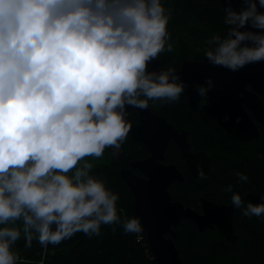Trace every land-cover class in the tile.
<instances>
[{
  "label": "clouds",
  "instance_id": "obj_1",
  "mask_svg": "<svg viewBox=\"0 0 264 264\" xmlns=\"http://www.w3.org/2000/svg\"><path fill=\"white\" fill-rule=\"evenodd\" d=\"M223 11L228 28L206 39L208 62L236 71L264 61V0ZM171 15L163 0H0V264H17L22 233L25 247L35 239L47 248L77 232L99 235L102 224L144 232L138 216L121 220L119 193L85 157L121 148L127 106L184 94L177 67L148 68L173 48ZM212 87L208 77L196 90L205 98ZM222 190L243 215L264 217V202L245 203L231 183Z\"/></svg>",
  "mask_w": 264,
  "mask_h": 264
},
{
  "label": "trees",
  "instance_id": "obj_2",
  "mask_svg": "<svg viewBox=\"0 0 264 264\" xmlns=\"http://www.w3.org/2000/svg\"><path fill=\"white\" fill-rule=\"evenodd\" d=\"M163 3L172 12L168 30L173 48L159 53L160 69L178 68L185 59H202L206 39L214 33L223 35L228 28L219 0H163ZM150 106L179 131H186L191 150H202L209 156L210 170L204 172L206 178L199 174L194 178L185 167L177 146L173 142L168 144L165 161L177 165L184 177L168 188L173 201L198 208L199 197L204 196L231 204V193L222 190L231 183L246 203L250 201L246 197L248 193L264 187V126L256 139L242 142L227 133L211 113H205L200 103L191 101L185 94L174 102L150 101ZM130 120L135 122V112ZM105 151L112 158L108 163L93 165L92 172L103 178L108 188L119 193L117 211L123 220L134 214L133 196L119 175V166H127L131 160L146 155L147 149L136 144L129 135L119 149L118 160L113 158L111 147H106ZM237 170L245 172L248 181H239L235 175ZM232 223L237 235L234 243L227 241L217 229L199 231L191 219L182 218L173 228L176 233L173 241L182 264H264V217L245 216L240 208L233 206ZM16 224L22 225V221ZM13 251L20 257L17 264H37L40 260L44 264H156L145 233H126L120 223L102 224L100 234L91 237L77 232L47 248L35 239L31 247H25L22 233Z\"/></svg>",
  "mask_w": 264,
  "mask_h": 264
},
{
  "label": "water",
  "instance_id": "obj_3",
  "mask_svg": "<svg viewBox=\"0 0 264 264\" xmlns=\"http://www.w3.org/2000/svg\"><path fill=\"white\" fill-rule=\"evenodd\" d=\"M219 2L222 8L231 3L239 11L243 0ZM245 28H250V25H245ZM148 68L158 70L160 59L153 58ZM178 72L187 84L184 93L194 102L202 98L196 85L206 84V78H212L213 87L208 90L207 102L202 109L205 113H211L232 137L245 142L259 136L255 121L264 125V104L260 99L264 98V61L249 63L232 71L213 65L204 57L200 61H183ZM127 109L128 119L132 111H137L139 115L138 123L132 124L130 129V138L142 144L150 154L144 159L132 161L128 168L121 167L119 175L132 193L134 214L141 219L156 264H182L173 241L176 236L173 228L182 218L191 219L199 231L217 229L227 241L234 243L237 235L232 224V205H219L203 199V214H200L179 201H173L168 192L172 182L184 179L174 164L163 162L170 142L177 146L185 166L195 177L200 170H210L208 155L203 151L189 152L186 132H178L164 117L155 114L150 105L144 109L129 105ZM223 116L226 118L223 119ZM133 169L141 175H137ZM261 195H264V188L256 194L248 193L246 197L253 203H261L264 202L260 199Z\"/></svg>",
  "mask_w": 264,
  "mask_h": 264
},
{
  "label": "flooded vegetation",
  "instance_id": "obj_4",
  "mask_svg": "<svg viewBox=\"0 0 264 264\" xmlns=\"http://www.w3.org/2000/svg\"><path fill=\"white\" fill-rule=\"evenodd\" d=\"M204 58V57H203ZM202 58V59H203ZM202 59H198V60H188V59H185V60H182L181 61V63L183 62V61H200V60H202ZM181 63H180V65H181ZM180 67V66H179ZM178 67V68H179ZM185 94V93H184ZM186 95V94H185ZM187 96V95H186ZM261 99V102L264 104V98L263 97H261L260 98ZM191 100V99H190ZM192 101V100H191ZM194 102V101H193ZM206 102H207V97H205V98H201V100L198 102V103H200V105H201V109H202V107L206 104ZM151 107V106H150ZM151 110H152V108H151ZM203 110V109H202ZM153 111V110H152ZM133 112H135L136 113V120H135V122L133 123L131 120H130V122H131V124H137L138 123V118H139V115H138V112L137 111H132L131 113H130V115L133 113ZM155 114H158V115H161L162 117H164L162 114H159V113H157L156 111H153ZM250 115H251V117L253 118V116H252V114L250 113ZM165 118V117H164ZM226 117L225 116H223V119H225ZM130 119V118H129ZM166 119V118H165ZM166 121L168 122V123H170L167 119H166ZM218 122V121H217ZM171 124V123H170ZM255 124H256V126H257V129H258V131H259V133H260V128L261 127H263L264 125H262V124H260L259 122H257V121H255ZM172 125V124H171ZM173 126V125H172ZM176 128V127H175ZM176 130L178 131V132H182V131H185V130H182V131H179L177 128H176ZM186 132V131H185ZM130 135V134H129ZM187 136V135H186ZM188 141V140H187ZM171 143V142H170ZM136 144H139V143H136ZM140 145H142V144H140ZM143 146V145H142ZM179 150V149H178ZM195 151H202V150H191L190 149V147H189V152H195ZM203 152H205V151H203ZM206 153V152H205ZM150 154V152H149V150H147V154L146 155H143L141 158H138V159H135V160H131L130 162H129V164L127 165V166H119V170H120V168L121 167H130V163L132 162V161H137V160H141V159H144V158H146L148 155ZM165 154V153H164ZM207 154V153H206ZM181 155V154H180ZM208 155V154H207ZM119 157H120V153H118L117 155H114L113 156V158H115L116 160H118L119 159ZM182 157V156H181ZM112 158V157H111ZM208 158H209V156H208ZM183 160H184V158H183ZM164 164H169V163H166V161H165V157H164ZM170 164H174V163H170ZM175 165V164H174ZM184 165H185V161H184ZM176 167H177V165H175ZM186 167V166H185ZM209 167H210V161H209ZM178 168V167H177ZM187 168V167H186ZM179 169V168H178ZM188 169V168H187ZM180 170V169H179ZM133 171L136 173V172H138V173H136L137 175H141V173L138 171V170H136V169H133ZM189 171V170H188ZM181 172V171H180ZM182 173V172H181ZM189 173H190V171H189ZM194 178H196L192 173H190ZM182 175H183V173H182ZM184 178V177H183ZM264 188V187H263ZM263 188H261V189H263ZM261 189H259L257 192H259ZM168 192H169V189H168ZM257 192H255V193H251V194H256ZM170 194V193H169ZM172 198V197H171ZM206 200V201H210V202H214V203H216V204H219V205H221V204H225V205H231V204H228V203H219V202H216V201H214V200H211V199H208V198H206V197H204V196H200L199 197V202H198V208H192V207H190V208H192L193 210H196L198 213H200V214H203V208H202V200ZM183 204V203H182ZM184 205V204H183ZM233 206V205H232ZM185 207H189V206H185ZM233 224V223H232Z\"/></svg>",
  "mask_w": 264,
  "mask_h": 264
},
{
  "label": "rangeland",
  "instance_id": "obj_5",
  "mask_svg": "<svg viewBox=\"0 0 264 264\" xmlns=\"http://www.w3.org/2000/svg\"><path fill=\"white\" fill-rule=\"evenodd\" d=\"M113 151L116 152V155L119 153V149L115 150L112 148ZM86 160H88L89 162H91L93 165H96L98 163H108L109 160L111 159L110 155L104 150V155L101 157H85ZM43 255V253L41 254Z\"/></svg>",
  "mask_w": 264,
  "mask_h": 264
}]
</instances>
